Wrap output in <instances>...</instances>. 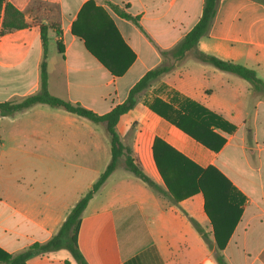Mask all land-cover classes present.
<instances>
[{
  "label": "crops",
  "instance_id": "crops-1",
  "mask_svg": "<svg viewBox=\"0 0 264 264\" xmlns=\"http://www.w3.org/2000/svg\"><path fill=\"white\" fill-rule=\"evenodd\" d=\"M6 1L23 11L29 24L3 32L1 17L0 102H19L40 90L44 24L49 92L98 113L123 102L135 83L163 62L160 51L185 36L204 4ZM112 4L138 16L139 25ZM86 39L117 73L88 49ZM199 48L252 68L264 79V0H219ZM157 99L196 116L200 110L194 103L200 104L235 128H214L226 139L214 150L177 126L173 111ZM117 131L143 171L173 195L121 162L82 214L78 245L89 264H219L217 233L227 238L219 250L227 264H264L263 91L236 73L188 57L142 91L121 116ZM111 155L102 123L46 103L0 112V250L16 254L51 239ZM211 166L218 172H204ZM222 174L229 182H223ZM191 218L202 225L212 246ZM27 263L78 264L65 247L37 253Z\"/></svg>",
  "mask_w": 264,
  "mask_h": 264
},
{
  "label": "trees",
  "instance_id": "trees-1",
  "mask_svg": "<svg viewBox=\"0 0 264 264\" xmlns=\"http://www.w3.org/2000/svg\"><path fill=\"white\" fill-rule=\"evenodd\" d=\"M218 1L219 0H204L202 15L198 22L173 47L169 49H162L160 52L163 56V62L158 66L148 70L130 89L127 98L123 102L115 105L110 111L106 113H98L90 108L83 106L81 103H73L71 101L55 96L49 92L47 72L48 26L44 24L40 25L44 50L43 58L41 61L40 90L35 94L27 96L19 102H0V112L3 114H13L15 112L22 111L36 103H46L53 107L63 108L67 111L86 117L95 123L104 124L110 137L112 155L105 169L97 177L91 188L88 189L77 200L75 205L68 213L66 219L60 226L58 232L51 239L47 240L46 242L36 241L25 250L16 254H10L8 252L0 250V264H28L27 260L37 253L57 250L63 247L68 248L71 251L78 264H89L78 245V234L81 226L82 214L87 207L89 200L97 191H99L110 174L118 167L121 162H124L125 166L129 170H131L135 175H137L150 185L154 186L160 192L173 195L172 190L167 191L164 188H161L143 171L139 163L133 157L131 148L122 142L119 132L117 131V124L121 116L127 113L137 103L144 89L149 87L153 81L159 79L166 73L173 70L176 65H179L186 58L193 57L201 62L212 64L221 70L236 73L244 79L248 80L252 84L254 90L263 91L264 93V79L258 76L257 72L254 69L232 60L221 58L215 54L208 53L199 48L200 39L209 34L211 25L216 15ZM112 7L119 15L127 19H131L133 22L139 25L138 16L132 15L130 12L120 8L115 4H112ZM1 17L3 32L7 30L22 28L29 24V22L26 20L25 13L6 0H0V20ZM86 45L88 49L109 70H111L113 73H117L112 68L111 64L107 62L106 58L102 56V52L94 48L87 39ZM57 46L59 51L63 53L64 45L61 40H58ZM171 59L175 60V62L171 63L169 61ZM123 71L124 70L122 69L118 72L122 73ZM157 101L161 102L162 106L165 109L173 111L172 113L174 116H172L171 120L177 126L214 150H219L226 141L225 137L220 132L215 131L214 128H218L226 132H231L235 128V125L226 120L223 116L200 104L194 103V105L197 106L200 110V113L198 114L199 116H196L194 115V112L192 110L190 112L186 110L184 112H181L180 110H173L171 104L165 103L161 99H157ZM159 112L166 115V112L160 110ZM157 164L160 172L163 173L158 159ZM210 169L215 168L211 166L205 169L204 172H207ZM222 180L223 182H229V180L223 174ZM201 182L202 179L201 181H199L200 186ZM173 198L177 200L175 196H173ZM191 221L193 222V225L195 226L197 231L201 233V235L207 240L209 246H212L202 225L194 218H191ZM226 241L227 238L221 239L220 237H218L217 233V251L214 255L219 264H227L223 254L219 251L220 249L224 248Z\"/></svg>",
  "mask_w": 264,
  "mask_h": 264
},
{
  "label": "rangeland",
  "instance_id": "rangeland-1",
  "mask_svg": "<svg viewBox=\"0 0 264 264\" xmlns=\"http://www.w3.org/2000/svg\"><path fill=\"white\" fill-rule=\"evenodd\" d=\"M169 61H170L171 63H174V62H175V60H172V59H171V60H169Z\"/></svg>",
  "mask_w": 264,
  "mask_h": 264
}]
</instances>
